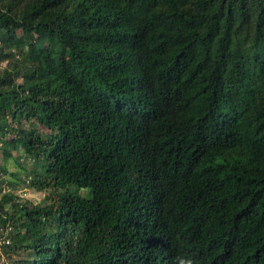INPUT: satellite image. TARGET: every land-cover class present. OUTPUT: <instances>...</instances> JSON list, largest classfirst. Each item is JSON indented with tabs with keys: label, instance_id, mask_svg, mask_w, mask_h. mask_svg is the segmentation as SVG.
Masks as SVG:
<instances>
[{
	"label": "trees",
	"instance_id": "trees-1",
	"mask_svg": "<svg viewBox=\"0 0 264 264\" xmlns=\"http://www.w3.org/2000/svg\"><path fill=\"white\" fill-rule=\"evenodd\" d=\"M0 64L8 264H264V0H0Z\"/></svg>",
	"mask_w": 264,
	"mask_h": 264
},
{
	"label": "rangeland",
	"instance_id": "rangeland-1",
	"mask_svg": "<svg viewBox=\"0 0 264 264\" xmlns=\"http://www.w3.org/2000/svg\"><path fill=\"white\" fill-rule=\"evenodd\" d=\"M19 36L23 34V31L18 32ZM5 64H0V68H4ZM20 128L24 130H28L29 126L23 122ZM40 131H44L43 128H38ZM46 132V130H45ZM8 137L14 136L12 134H7ZM3 147L0 146V171L1 169L5 168V172H0V195L4 193V190L6 188V180L8 181H14L15 179L11 176V173L18 172V180H15L14 182L17 181L21 185L25 180L26 177V172L32 168L31 161L27 160L25 158V154L23 152H17L14 150H11V159H8ZM9 149V148H7ZM19 157L20 159L18 162L15 161V158ZM25 170V171H24ZM26 184V183H25ZM27 186V185H25ZM25 186L22 188L20 187L19 189L16 190L15 196L18 198L19 201H24L28 206L29 204H37L39 203L42 198H43V193H36L33 191V189L26 187ZM6 234V233H5ZM2 235V232H1ZM18 255H14L13 253H4L2 249H0V264H8L11 260L17 258Z\"/></svg>",
	"mask_w": 264,
	"mask_h": 264
}]
</instances>
